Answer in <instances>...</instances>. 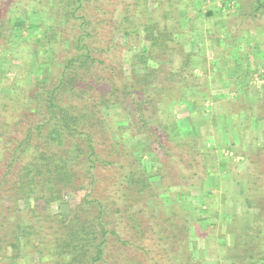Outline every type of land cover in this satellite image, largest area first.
<instances>
[{
    "label": "trees",
    "instance_id": "16d2710c",
    "mask_svg": "<svg viewBox=\"0 0 264 264\" xmlns=\"http://www.w3.org/2000/svg\"><path fill=\"white\" fill-rule=\"evenodd\" d=\"M38 1L37 9L42 13L48 7L50 10L53 3ZM142 1H135L136 8L124 2L122 13L116 16L115 2L111 0H62V26H52V31L44 29L38 34L41 38L35 61L48 78L36 82L37 90L32 97L26 96L27 101L15 102L21 107L34 105L32 117L5 110L9 105L5 100L16 93L21 83L2 85L0 81V104L6 114L4 120L0 114V264H104L110 256L113 237L124 245L133 244L121 239L118 217L126 218L138 232L143 210L135 206H145L152 194L150 176L158 172L149 175L127 141L145 135L151 144L158 143L170 152L166 145L170 142L168 126L160 115L170 100L188 107L197 98L196 87L187 84L189 76L185 74L192 55L183 54L182 46H177V35L183 29L174 18L173 0H167L163 20L155 18L152 11L141 10ZM158 3L159 0L153 2L155 6ZM256 3L254 12L264 8L260 0ZM171 17L175 19L172 29L167 26ZM10 27L16 33L23 31L16 24ZM121 34L124 40L145 36L144 41H139L142 45L134 53L136 63L132 65L133 69L139 66L147 71L143 88H138L140 80L129 85L122 62L115 61L113 52L120 47L116 38ZM178 50L186 60L178 73L184 75L185 94L166 101L167 95H156L159 90L152 91L151 87L157 88L158 79L154 77L175 61ZM163 89L168 92L167 87ZM94 90L98 98L92 94ZM189 90L194 91L187 94ZM115 106H122L125 112L129 109L130 122L122 118L124 122L116 121L109 128L110 112ZM177 143L181 152L184 147L188 149L192 162L197 161L192 149L197 154L207 152L187 141ZM64 203L67 209L60 208ZM168 223L164 237L160 232L149 248L139 246L144 249L143 260L150 257L152 250L164 247V256L150 258L153 264H203L193 253L185 256L189 240H184V247L171 240L168 229L177 237L180 225ZM186 224H182L185 233ZM138 233L144 240L146 230ZM260 234L256 252L247 249L232 253L231 258L228 254L221 258L235 259L233 264H264V257L258 255L264 252V227ZM143 260L134 264H144Z\"/></svg>",
    "mask_w": 264,
    "mask_h": 264
},
{
    "label": "rangeland",
    "instance_id": "374dc122",
    "mask_svg": "<svg viewBox=\"0 0 264 264\" xmlns=\"http://www.w3.org/2000/svg\"><path fill=\"white\" fill-rule=\"evenodd\" d=\"M111 1L115 2L116 16H119L124 2L136 8L137 0ZM52 2L50 10L48 7L42 13L37 9L38 0H1L0 81L2 85L21 83L16 93L5 100L9 104L5 110L33 115L34 105L27 107L22 103L26 96H33L38 80L48 78L45 69L41 72L43 67L35 61L37 42L41 38L38 34L44 29L52 31V26H62V0ZM153 2L143 0L141 10L152 11L155 18L163 20L167 0H159L156 6ZM260 2L264 3V0ZM173 5L174 18L183 29L177 35V46H182L183 54L192 55L185 74L189 76L187 84L196 87L197 98L193 106L188 107L171 103L172 97L184 93L186 85L184 75H178L186 66L185 55L178 50L172 64L165 66V70L160 66L163 71L154 77L158 79L157 88L149 85L152 91L159 90L156 95H167L166 101L170 100L160 115L163 124L168 126L170 142L166 145L170 152L158 143L151 144L145 135H136L127 141L147 173L158 172L150 176L152 197L146 199L145 206H141L142 203L135 206L143 210L138 225L139 230H146L145 239H140L142 234L139 230L136 232L126 218L118 217L121 239L133 244L124 245L113 237L110 256L104 264L142 262L144 249H138L139 246L149 248L154 239H159L160 232L164 237L168 222L180 225L177 237L172 235L171 228L168 229L171 240L183 247L184 240H189V251L187 249L185 256L193 253L203 264H233L235 259L226 261L224 256L228 254L231 258L232 253L247 249L256 252L263 235H259V231L264 227V8L254 12L256 0H173ZM174 18L168 20L170 29L175 24ZM14 24L23 31H11L10 26ZM160 27L163 28L164 23L161 22ZM144 37L124 40L122 34L118 35L116 41L120 42V47L113 52L115 61L123 64L121 69L129 79V85L140 80L138 88L145 86L144 72L147 71L139 66L133 69L132 65L136 63L134 53L142 45L139 41H144ZM52 71L56 72V69ZM92 94L97 97L98 92L94 90ZM18 100L22 107L15 103ZM5 110L0 104L3 120ZM126 110L122 111V106L113 107L109 116L112 122L108 127L116 121L124 122L120 120L122 118L130 122L129 109ZM139 136L145 141H140ZM179 141H187L190 146L196 145L203 148L202 152H207L197 154L195 148L192 149L197 159L192 162L186 147L180 151L181 146L176 144ZM60 205L67 209V204ZM184 223H187V233L182 232ZM164 252V247L152 250L150 257L143 260L144 264H153L150 258L164 256ZM258 255L264 257V252Z\"/></svg>",
    "mask_w": 264,
    "mask_h": 264
}]
</instances>
